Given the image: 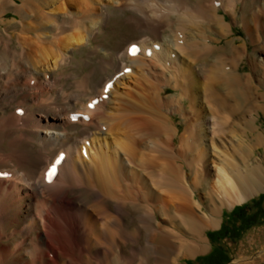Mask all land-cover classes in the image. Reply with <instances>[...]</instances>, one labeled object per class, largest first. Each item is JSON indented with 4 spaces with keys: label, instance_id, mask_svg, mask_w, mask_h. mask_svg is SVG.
Segmentation results:
<instances>
[{
    "label": "bare ground",
    "instance_id": "6f19581e",
    "mask_svg": "<svg viewBox=\"0 0 264 264\" xmlns=\"http://www.w3.org/2000/svg\"><path fill=\"white\" fill-rule=\"evenodd\" d=\"M115 12L134 34L107 50L95 42ZM236 22L253 54L246 39H228ZM0 46V264H147V253L177 248L194 256L219 211L264 189L255 154L264 143L255 124L264 115V57H255L264 53V0H0ZM84 49L90 70L64 90L62 70ZM202 97L208 116L193 113ZM77 192L92 200L73 202ZM179 207L199 236L174 246L158 222Z\"/></svg>",
    "mask_w": 264,
    "mask_h": 264
},
{
    "label": "rangeland",
    "instance_id": "374dc122",
    "mask_svg": "<svg viewBox=\"0 0 264 264\" xmlns=\"http://www.w3.org/2000/svg\"><path fill=\"white\" fill-rule=\"evenodd\" d=\"M238 5H239L238 6L239 7L238 11H239L240 8L242 7V2H239ZM247 8L251 12V11H254L255 6L253 4H248ZM74 9H75V7H73L72 10H74ZM220 13L225 14V12L222 10L220 11ZM8 17L12 18L13 14L9 13ZM225 17H226L225 19L227 21H229V23H230V21H231L230 15L225 14ZM123 19H124V15H121L118 12H115L114 14H112V16L110 18L109 25L105 28L103 34L102 33L99 34L98 39L100 38V41L99 40L96 41L97 43L95 42V45L100 44L104 49H107V50L110 49L111 50V48H113L116 45V43L122 39V37L130 36V34L133 35L134 32H132L128 28V26H126L125 22H123L124 21ZM8 29L12 30V28H10L9 26H8ZM73 31L76 32L77 30H73ZM245 37H246V33H245L244 29L239 25V23L236 22L235 24H233L232 25V33H231V36L228 37V39L229 38L236 39L237 44L242 43L243 40L246 39L248 52L252 53L253 49H254V45H253V43L249 42V40ZM226 40H227V38L223 37V41H222L223 45H225ZM219 44L220 43H218V45ZM0 47L2 48V46H0ZM91 47H93V46H91ZM89 51H90L89 49L88 50L84 49L82 51V53L76 55L75 61L73 62L75 65L72 63V66H70V68L67 67V68H65V70L64 69L62 70V73L64 76L62 75L63 81L61 82V86L63 87L64 90H70L72 88L71 87L72 83L75 82L76 80H80V81L83 80V78L85 77L86 71L88 72L90 70V66L86 67L83 63L84 62L83 59L86 58V56H87L86 54ZM255 57L257 59H260V57H264V53L258 51L255 53ZM82 63H83V65H82ZM79 66H80V68H79ZM249 67H250L249 66V60L244 58V60L240 64V72L249 73L250 72ZM126 72H127V70H126ZM260 74L261 73H257V79L258 80H260L262 77V75H260ZM73 75H75V76H73ZM131 80H133V79L131 78ZM129 84H130L129 86H133L132 81L129 82ZM125 87L120 86L119 91L122 92L123 90H125ZM174 93H175V91L170 88V89L166 90L164 95H172ZM201 100H202L200 102L201 104L195 106V111H193V113L199 114V112H202L203 114L205 113L208 116L209 115V109H208L209 107L206 104V101L204 100L203 97ZM256 117H257V120H256L255 124L259 127L258 130L260 132H262V134L264 135V115L260 114V116H256ZM171 119H172L171 125L174 128H177L179 130V133H182L183 128H184V124L181 120V117L177 114L176 115L172 114ZM235 120H237L236 116H235ZM175 141H176V143H175ZM171 142L172 141H170V143ZM171 145L173 146L171 148L174 152L179 151V149H180L178 147L179 141L177 138L174 140V142L171 143ZM163 146L166 147L165 144H163ZM255 154L259 159L263 158V156H264V143L255 151ZM191 181L193 182L195 180H193V178H191ZM204 187L206 188L208 186L206 184H204ZM205 188H203V190L202 189L198 190V188L196 189V201L193 202L195 215H200L203 212L207 211V207L205 205L206 203H205L204 195H203ZM261 193H264V189L259 194H255L253 197L247 199L246 201H243V202L238 203V204H234L230 207L224 208L223 210L219 211L220 212V214L218 216L219 222H218L217 226L212 227V228H207L206 230L202 231L200 234L201 236H203L202 238H205L204 239L205 242H207L206 243V250L203 253H200V254H197L194 256H184L187 253V251L185 253L183 248H181L183 251H181V249L179 250V248H177V251H179V252H177L175 249V252L173 251L174 254L169 253L168 250H167V252L160 251L161 253L159 254L160 255L158 257L159 259L155 258V255L150 256L147 253V264H168L171 261V259H174L175 263H177V264H186L187 260H191L193 262V264H200L202 262V261H199L200 263H198L197 262L198 260L207 261V264H233L235 261H241L243 264H264V197L262 198V200L260 199L259 195ZM182 198L184 199V200L182 199L183 201H187L184 196ZM69 199L75 203L88 204L89 201L92 200V197L91 196H89V197L84 196L83 199L86 202H83L82 196L77 192V193L71 195L69 197ZM257 200H259L260 203H258ZM168 201H169V199L166 198L164 203L166 204V202H168ZM202 202H203V204H202ZM243 204L246 205V208L244 209V213L246 214V216H249L251 214L256 213V215H257L256 219L252 222V224L247 229L243 230V232L240 234V236L238 238H231V239L225 238L223 241L219 242V246H221L222 252H223V254H225V257H223V259H219L218 255H217V251L215 249H213L215 247V245L211 244V242L207 236V232L208 231H215V230L219 229L222 222H224V223L230 222V221H228V216L230 215L229 212L235 206H239V205H243ZM196 206H198V207H196ZM175 210L176 211H174V212H176L178 216L171 214V215H174V217L176 216L175 218L169 214L171 216V218L169 219L170 216L168 215V213L165 214L167 216H164V215H160V217L158 216L159 217L158 225L159 226L161 225L162 229H164V230L166 229L171 234H174L173 235L174 237L173 236L170 237L171 243H173L174 246H176L179 244H185L183 242L192 243L194 240H197L199 235L194 231H190L192 229L184 220V216L181 213V211H182L181 208L179 207V208H176ZM180 215L182 218L181 220H179ZM130 216H129V219L127 220L126 226H127L128 231H133V228H135V225H136V221H132V219H134V220L136 219L134 217L135 213L132 212V214ZM176 220H178V221H176ZM169 229L171 231L173 230L174 233L171 232ZM208 255H210V260H211L210 262H208V258H206V256H208ZM196 258H198V259L196 260ZM157 259L160 262L157 261ZM130 264H136V261L134 260V258L132 259Z\"/></svg>",
    "mask_w": 264,
    "mask_h": 264
},
{
    "label": "trees",
    "instance_id": "16d2710c",
    "mask_svg": "<svg viewBox=\"0 0 264 264\" xmlns=\"http://www.w3.org/2000/svg\"><path fill=\"white\" fill-rule=\"evenodd\" d=\"M260 199L264 197V193H261L259 195ZM258 203L259 200H257ZM246 208V205H239L235 206L230 212L228 216V221L230 222H222L219 229L215 231H208L207 236L211 242V244H214L215 249L217 251V255L219 259H223L225 257V254L222 252L221 246H219V242L223 241L225 238H238L240 234L243 232V230L247 229L252 222L256 219V213L251 214L249 216H246L244 213V209ZM208 258V262H210V255L206 256ZM198 258H196L197 260ZM195 260V261H196ZM199 261H202L201 263ZM200 264H207V261L198 260L197 261ZM186 264H193L191 260H187Z\"/></svg>",
    "mask_w": 264,
    "mask_h": 264
},
{
    "label": "snow or ice",
    "instance_id": "6c2138e0",
    "mask_svg": "<svg viewBox=\"0 0 264 264\" xmlns=\"http://www.w3.org/2000/svg\"><path fill=\"white\" fill-rule=\"evenodd\" d=\"M136 46H133L132 47V49H131V51L133 52V54H135V52H136ZM111 87V85L109 84L108 86H106V88H105V91H107L108 90V88H110ZM95 103V102H94ZM94 105H89V107H93ZM73 119H76V117L75 116H73L72 117ZM61 159H62V157H61ZM61 159H57L56 161H55V163L51 166V168L48 170V172H47V180L49 181V182H51L52 181V179H53V177H54V175L56 174V172H57V165H59L60 163H61Z\"/></svg>",
    "mask_w": 264,
    "mask_h": 264
}]
</instances>
